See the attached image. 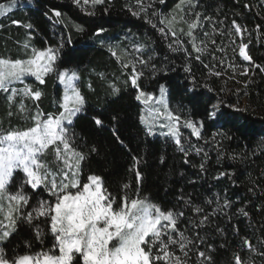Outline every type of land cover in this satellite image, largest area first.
<instances>
[{
    "label": "snow or ice",
    "instance_id": "1",
    "mask_svg": "<svg viewBox=\"0 0 264 264\" xmlns=\"http://www.w3.org/2000/svg\"><path fill=\"white\" fill-rule=\"evenodd\" d=\"M73 2L81 7L91 5L94 8L110 3V0ZM199 2L200 0H180L175 14L164 15L159 13L155 5H163L165 0H149L147 4L145 0H136L138 10L132 11V15L138 18L143 15L145 22L157 29L163 39L170 40L167 48L172 52H182L188 58L194 52V59L201 62V57L207 55L223 64L230 48L233 54L238 50L243 60L252 62L264 72V66L255 64L249 54L252 33L247 26L238 23L236 19H231L230 24H226L229 19L226 14L222 19L204 15L197 10ZM17 3L18 0H9L7 6L0 4V18L15 9ZM242 7L250 10L252 5L243 3ZM107 10L104 9L105 12ZM219 11L222 10L218 9ZM62 15L59 10L52 9L50 19L63 23ZM88 15H95V12L88 11ZM157 17L158 21L154 22ZM20 23L12 20L14 25ZM176 25L186 27L177 28ZM205 25L208 27L205 28ZM3 27L0 23V28ZM24 27L31 30L33 25L28 23ZM256 28L259 30L260 25H256ZM76 30L84 31L79 25H76ZM104 31L106 29L99 28L95 35ZM217 37L221 39L218 41ZM65 43H71V36L67 40L62 38L55 48L37 49L25 42L23 47L26 58L0 57V92L8 94L10 107L17 106V112L10 110L8 116L19 114L31 121L30 126L23 129L5 128L0 122V264H216L213 257L216 248L208 242V232L224 235L225 229L221 227V221L231 224L234 216L249 217L247 205L251 201H246L244 206L237 208L226 193L217 192L197 202L181 188L173 207L162 208L149 195L141 194L142 161L141 157L135 155L132 156V167L129 169L134 174L135 185L132 182L123 183L118 191H110L103 176H83L82 165L91 154H98L99 150L95 145L89 147L80 143L83 137L78 136L75 130V121L85 113L87 100L79 87L78 72L68 68L60 71L57 67V60L60 59L59 54ZM188 45L191 46V52ZM134 47L135 52L140 55L133 56L130 60L122 59L111 48L109 50L123 69L130 70L131 74L124 83L136 90L135 99L148 108V114L140 117L147 135L155 136L157 129H160L159 135L171 137L183 154L185 164L191 163V155L201 156V162L192 165L198 167L201 175L208 172L209 151L183 140L181 125L190 129L191 135L197 140H203L205 145L217 149V163L224 159L245 162L250 158L244 152L228 153L222 148V141H218V136H222L224 140L233 139L226 133H213L208 139H204L202 135L206 121L219 124L227 119L228 113L223 108H231L237 112L240 111L239 108L229 104L218 94L214 103L204 105L203 119L194 120L172 111L167 103V88L164 84H158L159 97L143 90L141 84L145 70L149 79H155L157 75H167V67L153 62L155 56L148 54V45L135 44ZM216 53L221 56L218 58ZM164 59L167 60V57ZM137 65L140 66L139 70ZM205 67L209 66L205 64ZM228 67L235 72L233 64L229 63ZM184 71L191 73L190 65L186 64ZM248 71L245 68L240 75L247 76ZM51 73H56L64 93L57 112L46 114L37 103L44 93L26 84L25 80L35 77L40 85H44L45 78ZM210 74L219 77L221 72L212 73L210 69ZM190 82L191 88L188 91L193 93L197 87L214 91L206 83L199 85L195 76H190ZM87 87L93 90L91 83ZM110 87L114 93L120 91L115 82ZM220 91L223 93L226 89L222 87ZM25 99L33 102L35 111L27 108ZM193 103L199 105L195 97ZM112 119L115 122L118 118L114 116ZM92 120L97 127L104 126V121L99 116L92 117ZM112 131L117 143L127 148L119 138L115 126ZM83 148L87 150H82ZM180 175L183 176V173ZM234 176V171H221L213 175L212 179L219 181L228 178L235 185V180L232 179ZM260 179H264V172L260 177H250L247 191L261 201L253 205L255 210L264 212V187L257 182ZM196 182L189 180L191 184ZM258 227L262 234L255 242L245 236L238 246L249 255L245 257L239 251L232 252V264H257V259L259 264H264V223H260ZM233 230L239 235L238 225L233 224ZM46 240H50V247L44 246ZM17 241L23 245L22 253L17 250ZM36 243L41 248L33 251ZM220 247L224 248L225 245Z\"/></svg>",
    "mask_w": 264,
    "mask_h": 264
},
{
    "label": "trees",
    "instance_id": "2",
    "mask_svg": "<svg viewBox=\"0 0 264 264\" xmlns=\"http://www.w3.org/2000/svg\"><path fill=\"white\" fill-rule=\"evenodd\" d=\"M149 0H145L147 4ZM180 0H165L163 5H155L159 13L164 15L175 14L176 5ZM9 0H0V4L8 5ZM243 3L252 5L251 9H244ZM107 8V12L104 9ZM52 9L59 10L63 15V23L55 22L52 17ZM218 9L222 10L218 12ZM136 0H110V3L97 5L78 6L73 0H18L17 7L6 16L0 18L4 25L0 28V57L17 59L26 58L25 42L30 43L37 49L47 47L55 48L61 39L67 40L71 36V43H65L57 60L60 71L65 68L75 70L80 76L79 87L87 100L86 111L75 121V130L78 136L83 137L82 144L95 145L99 152L93 153L84 162L83 176L97 174L104 177L110 191H118L123 183H136L134 174L129 171L132 167V156L141 157L140 169L142 180L140 191L142 195H149L151 200L158 203L162 208H172L180 195L179 189L185 194H191L197 202L214 193H226L227 198L233 201L235 207H241L248 203L249 217L242 215L234 216L232 223L221 221V227L225 229L224 235L216 232H208V242L215 245L213 257L216 264H232L231 253L239 251L242 256L249 253L242 250V237H249L255 242L261 231L258 225L264 223V212H257L253 205L260 203L258 197L248 193L250 177L257 178L264 172V72L256 68L252 62L243 60L238 50L235 54L229 51L223 64L218 63L211 57L204 55L201 61L194 59L196 53L188 58L182 52H172L167 48L166 41L161 37L157 29L145 22L143 15L138 18L132 15L137 11ZM197 10L204 15L222 19L226 14L230 24L231 19L246 25L252 33V42L249 45V54L255 64L264 66V0H200ZM88 11H94L95 15H88ZM47 13V15H46ZM240 13V15H234ZM159 17L154 18L157 22ZM12 20L20 21L19 25L12 24ZM31 23V30L24 27ZM76 25L82 26L84 31L78 32ZM256 25H260L257 30ZM184 25H176L179 27ZM208 26L205 25V28ZM104 28L106 31L95 35L96 30ZM132 37L127 42L125 38ZM30 38V39H29ZM186 39V38H185ZM218 41L221 39L217 37ZM247 42V38H245ZM227 43V40H225ZM239 43V40H237ZM135 44H146L150 51L148 54L155 56L154 63L158 66H166L167 75H157L155 79H149L147 70L141 79L142 88L151 93L159 91L158 84H164L167 88V103L169 108L180 113L182 116L194 120L203 119L204 105L215 102L217 95L222 96L229 104L239 108L233 111L231 108H223L228 113L226 120L219 124L206 121L202 130L204 139L210 138L213 133H226L232 136V140L222 141V148L228 152H244L250 157L245 162L224 159L217 163V149L205 145L203 140H197L191 135V130L180 126L183 140H188L197 147H204L209 151L210 159L207 163L208 172L201 175L198 165L201 156L195 154L189 157L190 164L183 162V154L178 150L171 137L159 135L149 136L140 121L143 115V104L135 99L136 90L124 81L131 74L130 70H123L116 57L111 55L110 48L115 50L122 46L128 49ZM191 52V46L188 45ZM140 55V53H139ZM138 55V56H139ZM135 56V55H134ZM219 58L220 53H216ZM167 57V60L164 58ZM174 61V63H173ZM231 63L235 67H228ZM190 65L191 73L184 71L185 65ZM207 64L209 67H205ZM139 65L137 69L139 70ZM247 68L248 75L240 73ZM212 73L221 72L219 77ZM102 74V75H101ZM190 76H195L199 85L208 84L214 91L197 87L193 93ZM234 77V78H232ZM46 83L40 85L35 77H28L25 83L34 89H40L44 95L37 102L44 113H56L58 104L62 101L64 89L59 83L56 73L49 74ZM250 81V82H249ZM120 89L114 93L111 85ZM247 82V86L245 83ZM91 83L93 90L87 85ZM23 87V85H18ZM225 92H221V88ZM6 93L0 92V122L5 128H26L31 121L15 114L11 117L8 112H17V106L10 107ZM193 97L199 101V105L193 103ZM25 105L31 111L35 106L30 99L24 100ZM246 109V111H245ZM99 116L104 121L103 127H97L92 117ZM118 119L114 122L113 117ZM115 126L119 138L124 141L127 148L117 143L112 128ZM128 149L131 151L129 152ZM82 150H87L83 148ZM163 157V163H161ZM51 159V157H49ZM221 171L235 172L232 178L235 185L228 178L219 181L212 179L213 175ZM183 173V176L180 174ZM83 179V177H82ZM189 180H196L195 184ZM264 187V179L257 181ZM233 224L239 226V235L233 230ZM22 236H25L22 233ZM29 238V237H25ZM18 251H24L23 245L17 241ZM225 245L221 248L220 245ZM45 247H50V240L45 241ZM41 248L39 243L33 247V251ZM257 264L259 260L257 259Z\"/></svg>",
    "mask_w": 264,
    "mask_h": 264
},
{
    "label": "rangeland",
    "instance_id": "3",
    "mask_svg": "<svg viewBox=\"0 0 264 264\" xmlns=\"http://www.w3.org/2000/svg\"><path fill=\"white\" fill-rule=\"evenodd\" d=\"M125 39L128 40L127 42L132 41V37H128V38H125ZM115 51H117L118 55L121 56V58L124 59V60H130V59H132V57L134 55L135 56L139 55V53L135 52V47H132V48L128 49V47H126L125 45L120 47V48H116ZM119 64L121 65L120 62H119ZM121 67H122V65H121ZM123 70H125V69H123ZM125 71H127V70H125ZM155 95L157 97H159V91L157 93H155ZM166 99H167V96H166ZM143 111H146V112L143 113V115H147L148 114V108L144 104H143ZM164 131H166V129Z\"/></svg>",
    "mask_w": 264,
    "mask_h": 264
}]
</instances>
